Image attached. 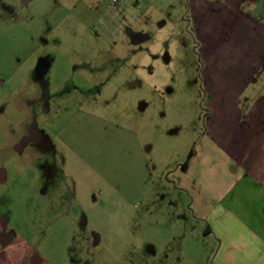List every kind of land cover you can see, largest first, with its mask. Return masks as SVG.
I'll return each instance as SVG.
<instances>
[{
	"label": "rangeland",
	"instance_id": "374dc122",
	"mask_svg": "<svg viewBox=\"0 0 264 264\" xmlns=\"http://www.w3.org/2000/svg\"><path fill=\"white\" fill-rule=\"evenodd\" d=\"M127 29L144 32L146 41L134 43ZM193 34L189 0H0V168L6 171L0 218L33 240L39 255L57 264H167L154 259V247L166 251L165 244L142 243L134 205L124 196L141 173L137 135L163 143V128L203 127ZM43 60L50 67L40 82L72 98L52 96V113L29 118L33 127H20L24 134L14 138L20 131L10 124L27 116L26 89L32 91L29 81ZM82 96L91 97L84 107ZM78 106L109 123L68 127L64 137L72 146L57 126ZM26 137L35 152L15 148ZM187 138L182 132L180 141ZM158 150L162 159L166 150ZM93 167L112 179V191ZM61 201L68 205L52 206L49 224L40 221L42 209ZM59 214L63 219L53 224ZM151 223L145 224L148 233ZM75 226L80 237L66 241ZM163 228L165 223L157 227Z\"/></svg>",
	"mask_w": 264,
	"mask_h": 264
},
{
	"label": "crops",
	"instance_id": "0c3cea01",
	"mask_svg": "<svg viewBox=\"0 0 264 264\" xmlns=\"http://www.w3.org/2000/svg\"><path fill=\"white\" fill-rule=\"evenodd\" d=\"M189 10L205 102L203 127L163 128V143L137 135L141 173L136 185L128 184L125 201L134 205L142 243L166 245V251L153 246L156 260L167 264H264V0H189ZM125 34L134 43L147 39L144 32L131 29ZM182 35L188 46L189 33ZM45 61L39 64L38 76L29 81L32 91L26 89L29 94L22 107L27 116L10 124L20 131L14 138L24 134L20 127H33L35 122L29 118L38 120L47 110L52 113L48 102L52 96L59 101L72 98V94L63 96L59 88L51 92L40 82L39 77L50 67ZM133 66L137 74L140 64ZM81 98L84 107L91 97ZM82 106L57 126L63 127L59 132L62 140L71 145L64 137L68 127H107L109 123L107 118L84 113ZM182 132L188 137L184 141H180ZM29 144L14 145L19 152L31 153L35 149ZM158 149L166 150L162 159ZM42 155L45 161L50 158ZM93 168L106 180V190L112 191V179ZM5 179L6 171L0 168V182ZM47 191L45 188L43 199ZM71 202L76 204L75 196ZM54 204L42 209L40 221L44 224H49L52 206L68 205L63 201ZM57 216L51 220L53 224L63 219L62 214ZM146 221L152 222L149 233ZM163 223L165 228L158 230ZM75 228L66 241L73 243L77 238ZM89 237L83 236L84 242ZM52 261L36 252L33 240L0 218V264H57Z\"/></svg>",
	"mask_w": 264,
	"mask_h": 264
},
{
	"label": "trees",
	"instance_id": "16d2710c",
	"mask_svg": "<svg viewBox=\"0 0 264 264\" xmlns=\"http://www.w3.org/2000/svg\"><path fill=\"white\" fill-rule=\"evenodd\" d=\"M193 153L190 154L188 160L183 164V167H187L188 163H189V159L192 157Z\"/></svg>",
	"mask_w": 264,
	"mask_h": 264
},
{
	"label": "flooded vegetation",
	"instance_id": "af4514ba",
	"mask_svg": "<svg viewBox=\"0 0 264 264\" xmlns=\"http://www.w3.org/2000/svg\"><path fill=\"white\" fill-rule=\"evenodd\" d=\"M28 139H29V138H27V137H26L25 139H23L24 141H23V143H21V144L23 145V144L27 143Z\"/></svg>",
	"mask_w": 264,
	"mask_h": 264
},
{
	"label": "built area",
	"instance_id": "2783aa9c",
	"mask_svg": "<svg viewBox=\"0 0 264 264\" xmlns=\"http://www.w3.org/2000/svg\"><path fill=\"white\" fill-rule=\"evenodd\" d=\"M113 2H117V0H113Z\"/></svg>",
	"mask_w": 264,
	"mask_h": 264
}]
</instances>
